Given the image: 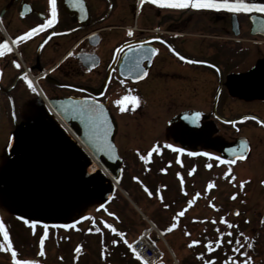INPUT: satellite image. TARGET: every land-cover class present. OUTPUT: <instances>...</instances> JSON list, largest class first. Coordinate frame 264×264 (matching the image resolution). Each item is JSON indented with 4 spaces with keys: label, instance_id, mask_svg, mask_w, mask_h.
Wrapping results in <instances>:
<instances>
[{
    "label": "flooded vegetation",
    "instance_id": "af4514ba",
    "mask_svg": "<svg viewBox=\"0 0 264 264\" xmlns=\"http://www.w3.org/2000/svg\"><path fill=\"white\" fill-rule=\"evenodd\" d=\"M82 4L83 9L57 0L56 21L40 29L51 19L49 0H0V44L7 41L11 48L0 55V222L11 241L9 248L0 235L3 262L14 264L13 250L17 260L47 262L39 243L33 246L39 247L34 255L25 254L30 250L26 236L37 234L53 239V262H61L60 234L64 228L77 229L85 218L91 234L102 231L112 246L130 245L142 234L155 245L160 238L167 242L162 232L178 245L181 240L189 245L198 241L204 248L216 244L217 227L195 229L206 221L204 153L221 158L216 168H248L247 182H259L264 196V32L259 30L264 13L176 9L151 0ZM34 27L29 39L13 43ZM136 42L158 50L151 63L141 62L147 75L141 73L140 79L126 70L123 58L124 45ZM85 98L107 110L116 154L87 153L70 138L81 128L77 122L63 125L59 104ZM193 113L200 115L194 120ZM187 122L195 123L197 132L181 138ZM43 134L66 137L79 154L76 168L63 180L54 173L30 175L31 145L45 147L31 143L30 136ZM208 138L227 143L245 138L246 157L232 160L207 147L203 139ZM90 163L92 172L85 178L82 171ZM257 164L262 167L259 176ZM43 183L87 199L86 216L64 222L60 200L38 196ZM117 202L121 210L115 208ZM237 212L233 208L232 216L240 219ZM214 214L220 216L221 208L216 206ZM262 218L264 223V214ZM250 220L248 216L243 222ZM249 224L248 242L254 246V224ZM205 251L212 256L217 249Z\"/></svg>",
    "mask_w": 264,
    "mask_h": 264
},
{
    "label": "rangeland",
    "instance_id": "374dc122",
    "mask_svg": "<svg viewBox=\"0 0 264 264\" xmlns=\"http://www.w3.org/2000/svg\"><path fill=\"white\" fill-rule=\"evenodd\" d=\"M209 107L208 104V109ZM30 141L31 143L41 142L45 144V147L31 145L27 159L30 164V175L33 179L39 174L54 173L56 179L63 180L76 168V162H79V154L71 143L66 140V137L53 134L31 135ZM59 142L62 143V148ZM207 153L211 155L207 156L206 168V221L202 225L198 224L195 229L196 232H199L200 227L204 229L218 228L217 234L214 236L216 244L208 247L211 249L216 246L217 252L214 253L215 255L209 256L205 251L209 249L202 247L199 243L189 245L182 243L181 240L178 245L168 234L162 232L167 242L164 243L161 238L157 242V247L161 252L159 262L163 264H226L225 261H228L227 264H264V223L260 220L263 219L262 215L264 214V196L261 184L257 181L255 183L247 182L251 174L248 168L235 164H222L221 167L216 168L217 155L209 151ZM2 154L0 151V158ZM253 158L256 157L253 156ZM250 163L252 165L254 162L251 161ZM255 166V175H262V167L258 164ZM38 196L57 197L60 200L64 222L71 221L76 215L86 216L89 206L87 199L72 198L70 191L66 190L64 186L43 183L40 186ZM38 201L42 202L43 200L38 199ZM216 206L221 208L220 216L214 214ZM122 207L118 202L115 205L117 210H121ZM233 208H237L240 212V219L232 216ZM257 210H260L261 215L256 213ZM51 212H53V209H51ZM248 216L251 219L253 218V222L250 220L249 223L254 224V246L251 242H248L250 237L248 225L250 224L248 221L243 222ZM236 219L238 222L235 221ZM87 222L89 221L85 218L77 226V229H63L60 234L62 242L59 250L62 253V258L61 262L57 264H141L128 248L129 245L112 246V243L105 236H102V231L98 232L97 230V234L93 236L91 234L93 231H89ZM235 223L245 227L236 229L228 226V224L235 225ZM229 232L231 235H228ZM37 235L26 236V239L30 242V250L29 254H25L34 255L39 247L35 251L33 246L39 243L43 248V258L47 259V262L41 264H55L53 262L55 253L53 239L43 236L44 240L41 243L42 236L41 234ZM237 240H239V243H237ZM234 248H238L239 251H234ZM1 255L0 264H8L3 262L4 257Z\"/></svg>",
    "mask_w": 264,
    "mask_h": 264
},
{
    "label": "snow or ice",
    "instance_id": "6c2138e0",
    "mask_svg": "<svg viewBox=\"0 0 264 264\" xmlns=\"http://www.w3.org/2000/svg\"><path fill=\"white\" fill-rule=\"evenodd\" d=\"M153 4H158L165 7H171L176 9H185V8H193V9H206V10H217V11H227L234 14L239 13H245V14H251L254 12L264 13V0H151ZM56 3L57 0H49L50 5V12H51V19L47 21L46 24L38 25L40 29H44L47 26H50L52 23L56 21ZM70 3L73 7H79L83 9L82 0H70ZM141 3H143V0H141ZM259 30L264 32V17L260 18L259 21ZM36 32V28H32L29 32L23 33L21 36L17 37L16 40L13 41V43H17L18 41L27 40L29 39L30 35ZM128 35H132L131 29L128 31ZM124 47L127 49V51L124 53V67L126 70L135 76V78L140 79L141 73L143 75H147V70L142 66V61L147 60L149 63H151V57L157 53V49L154 47H147L143 44V42H136L133 44H125ZM6 51H11V48L8 46L7 41L0 44V55H4ZM117 52L122 51V49H117ZM71 55V53L69 54ZM179 55V53H177ZM181 59H185L183 56L180 57ZM16 63L15 61L13 62ZM17 67H19V64H16ZM27 79V77H25ZM29 87H32L31 82H29ZM33 91H35V88H32ZM133 99H135L133 97ZM116 103H120V101H116ZM76 104V111L79 112V114L86 118L93 127L99 132L100 129H102V132H99V138L101 140V145H97L99 147L100 151L107 150L109 152L112 151V144L108 142V125L107 120L104 117L103 114V106L100 104L99 101H95L92 98H85L83 101L75 102ZM123 110V109H122ZM199 113H193L192 117L195 120L196 117H198ZM187 118V117H186ZM171 147V145H169ZM179 151L183 152L184 149H179ZM230 151L235 152V149H231ZM205 156L211 155L210 153H204ZM246 155V146L245 150L241 151V156L243 157ZM217 160H220L221 158L219 156L216 157ZM224 163H228V161H223ZM210 166V165H209ZM243 183V182H242ZM183 214L182 212L180 213ZM238 214V212H237ZM175 219V217H174ZM223 222V217L221 218ZM35 223V221H33ZM231 226V225H229ZM47 227V225H45ZM67 227V225H65ZM109 228H112L111 225H108ZM172 227H175V224L172 225ZM115 231V229H113ZM0 235L3 236V239L5 242L8 243V247L11 248V241L9 239V234L5 229V226L2 222H0ZM123 235V234H121ZM228 235H231L229 232ZM247 239V237H245ZM44 237H41V243H43ZM113 243H116V241H113ZM198 241H192L191 244H196ZM219 243V241H217ZM237 243H239V240H237ZM0 247H3L2 244H0ZM131 247V246H130ZM251 247V245H249ZM133 252H135V248L132 249ZM234 251H239L238 248H234ZM43 254V253H41ZM244 255L243 253H241ZM14 264H37L35 260H17L16 258V252L13 250L12 252ZM250 259V258H249ZM227 264V262H226Z\"/></svg>",
    "mask_w": 264,
    "mask_h": 264
},
{
    "label": "water",
    "instance_id": "95a60500",
    "mask_svg": "<svg viewBox=\"0 0 264 264\" xmlns=\"http://www.w3.org/2000/svg\"><path fill=\"white\" fill-rule=\"evenodd\" d=\"M124 58V55H123ZM78 101H82V100H69L67 99L66 102L60 103L58 110L60 113V119L63 121V125H69L70 122H77L81 128V132L80 134H70L69 136L70 138H72L73 140H77L83 150H85L86 152H92L95 155H99V154H103V155H113L116 154V149L114 147L113 141H112V135H113V125H112V121L108 115L107 110L103 109V114L104 117L107 120V125H108V142H110L113 146L112 151L109 152L107 150L104 151H100L99 147H97V145H101V140L99 138V132H102V129L99 130V132L93 127V125L84 117H82L78 111H76V104L75 102ZM197 132V126L195 125V123L190 124L189 122L184 123L182 125V129L180 132V137L183 138L186 135H194ZM204 144L212 149L215 150H219L223 153V155L229 157L232 160H236V159H244L246 157V155H244L243 157L241 156V151L245 150V146H246V154L248 152V144H247V140L245 138H237L235 139V141L227 143L224 141H219V140H214V139H203ZM14 143V135L12 134L10 136V139L8 141L7 144V150L9 151L12 147ZM231 149H235V152L230 151ZM91 163L87 164L83 171H82V175L86 178L91 172H92V168H91ZM70 178V177H69Z\"/></svg>",
    "mask_w": 264,
    "mask_h": 264
},
{
    "label": "built area",
    "instance_id": "2783aa9c",
    "mask_svg": "<svg viewBox=\"0 0 264 264\" xmlns=\"http://www.w3.org/2000/svg\"><path fill=\"white\" fill-rule=\"evenodd\" d=\"M133 248H135L139 256L148 264L154 263L159 255L156 247L145 236H141L133 244Z\"/></svg>",
    "mask_w": 264,
    "mask_h": 264
},
{
    "label": "bare ground",
    "instance_id": "6f19581e",
    "mask_svg": "<svg viewBox=\"0 0 264 264\" xmlns=\"http://www.w3.org/2000/svg\"><path fill=\"white\" fill-rule=\"evenodd\" d=\"M87 153H89V152H87Z\"/></svg>",
    "mask_w": 264,
    "mask_h": 264
}]
</instances>
